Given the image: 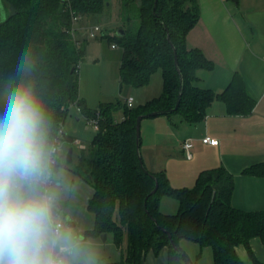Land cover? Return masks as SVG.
Returning a JSON list of instances; mask_svg holds the SVG:
<instances>
[{
    "label": "trees",
    "instance_id": "1",
    "mask_svg": "<svg viewBox=\"0 0 264 264\" xmlns=\"http://www.w3.org/2000/svg\"><path fill=\"white\" fill-rule=\"evenodd\" d=\"M118 1L117 31L123 30L124 35L116 31L109 40L123 50L121 83L145 87L161 69V96L138 107L102 103L95 110L80 99L79 66L86 56L87 41L76 38L77 30L72 33V18L101 14L108 0H4L10 13L0 22V80L14 71L22 51L32 49L41 65V95L52 115L56 138L75 104L86 117H99V131L70 171L94 189L88 206L96 218L91 235L112 234L121 252L120 264H142L149 251L158 254L165 247L169 250L168 264H195L181 249V240L210 247L214 264H264L251 247L255 238L264 243V210L244 211L232 206L231 173L224 167L206 170L192 188L176 189L165 171H149L136 149L137 118L177 105L181 81L174 50L184 90L177 111L164 116L177 114L196 124L205 119L216 100L226 104L231 116L248 115L255 102L243 77L236 74L221 94L196 85L198 71L213 68L201 50L186 45L188 33L200 19L199 0ZM118 111L123 115L120 121L116 119ZM70 166L66 163V168ZM243 173L264 178V163ZM164 196L178 201L176 214L160 211ZM239 247L246 249L250 263L240 258Z\"/></svg>",
    "mask_w": 264,
    "mask_h": 264
},
{
    "label": "crops",
    "instance_id": "2",
    "mask_svg": "<svg viewBox=\"0 0 264 264\" xmlns=\"http://www.w3.org/2000/svg\"><path fill=\"white\" fill-rule=\"evenodd\" d=\"M199 4L200 19L188 33L186 45L201 50L213 68L198 71L196 85L221 94L239 74L255 102L254 108L248 115L231 116L226 104L216 100L207 109L205 119L196 124L185 122L179 115L149 119L142 158L149 171H165L176 189L192 188L201 172L224 167L234 176L232 206L244 211L264 210V178L243 173L254 164L264 163V0H199ZM9 13L8 6L0 2V22ZM163 83L160 69L147 86L131 89L135 107L161 96ZM122 118L116 117L118 121ZM205 137H211L214 143H203ZM186 140L194 144L191 159L185 155ZM178 209L176 199L162 197L163 214L174 215ZM251 247L257 259L264 262V243L255 238ZM237 252L250 263L244 247ZM168 260L169 250L165 247L158 254L149 251L142 264H168Z\"/></svg>",
    "mask_w": 264,
    "mask_h": 264
},
{
    "label": "clouds",
    "instance_id": "3",
    "mask_svg": "<svg viewBox=\"0 0 264 264\" xmlns=\"http://www.w3.org/2000/svg\"><path fill=\"white\" fill-rule=\"evenodd\" d=\"M40 76L29 49L0 80V264H102L66 207L72 186Z\"/></svg>",
    "mask_w": 264,
    "mask_h": 264
},
{
    "label": "rangeland",
    "instance_id": "4",
    "mask_svg": "<svg viewBox=\"0 0 264 264\" xmlns=\"http://www.w3.org/2000/svg\"><path fill=\"white\" fill-rule=\"evenodd\" d=\"M0 2L4 4V0H0ZM108 4L101 14L84 17L76 24V38L80 42L87 41L86 56L79 66V96L92 110L97 109L102 103H126V100L131 97L130 91L133 89L130 86H123L121 90L119 69L123 50L119 46L113 48V43L109 40V36H113L120 26V6L118 0H108ZM95 26H99L102 33H99L97 38H90L89 29ZM121 115V111L116 113L118 119ZM175 115L177 114H173L171 117L178 116ZM160 117L170 118L169 116L155 118ZM149 119L154 118H145L141 123L142 157L143 153L146 152L145 134ZM63 131L66 139L60 143L63 145L65 162L68 149L73 148L75 152L74 162L69 168H66L72 186V192L66 201V207L73 216L76 226L98 247L102 264H120L121 252L115 245L114 236L108 234L107 240L103 241L101 235H91L96 221L95 214L88 209L89 202L93 197V189L88 183L77 178L70 171L75 167L82 150L74 144V141H69L68 137L78 138L85 147H89L88 145H90L96 131L87 123L85 115L78 111L76 106L70 108ZM181 243H183L181 247L193 263L214 264L210 247H201L198 243L188 240H182Z\"/></svg>",
    "mask_w": 264,
    "mask_h": 264
},
{
    "label": "built area",
    "instance_id": "5",
    "mask_svg": "<svg viewBox=\"0 0 264 264\" xmlns=\"http://www.w3.org/2000/svg\"><path fill=\"white\" fill-rule=\"evenodd\" d=\"M81 17L79 15H73L72 21H73V28H72V33L75 34L76 32V24L78 22H80ZM99 33H102V30L99 26H95L93 28L89 29V37L90 38H97L99 36ZM113 48L116 47V45H112ZM126 104L129 108H133L134 107V99L132 97L128 98L126 100ZM74 106H76L78 108V111L82 112L81 108L75 104ZM86 117V116H85ZM87 123L90 124L96 132L99 131V117H86ZM63 135H64V131H63V127L60 129L59 133H58V137L57 139L59 140V142L63 141ZM203 143L205 144H213L214 141L211 139V137H205L203 139ZM74 144L77 145L79 147V149L84 150L85 146L81 143V141L76 140L74 141ZM194 144L192 140H186L184 142V151H185V155L188 159L192 158V152L191 149L193 148Z\"/></svg>",
    "mask_w": 264,
    "mask_h": 264
},
{
    "label": "water",
    "instance_id": "6",
    "mask_svg": "<svg viewBox=\"0 0 264 264\" xmlns=\"http://www.w3.org/2000/svg\"><path fill=\"white\" fill-rule=\"evenodd\" d=\"M232 2L236 3L237 0H232ZM117 35H119V36L124 35V31L123 30H118L117 31ZM174 54H175L176 69H177L178 73L180 74V81H181L177 105L175 106L174 109L169 110V111L152 112L149 115L139 116L137 118V123H136V134H137L136 135V149H137V153H138L139 158H142V155H141V123H142V120L145 119V118H151V117L168 115V114H171V113L177 111L178 106L180 104V101L182 99V94H183V90H184V81H183V77L181 75V71H180V67H179V63H178V57H177V54H176L175 50H174ZM122 87H123V84L121 83V90H122ZM73 153H74V149L73 148H69L68 151H67V155H66V163L68 165H71L73 163ZM156 190H157V186H156V188L154 189V191L152 193L156 192ZM214 198H215V193L213 194L212 202L214 201ZM101 238H102L103 241H106L107 238H108V234H106V233L102 234Z\"/></svg>",
    "mask_w": 264,
    "mask_h": 264
}]
</instances>
